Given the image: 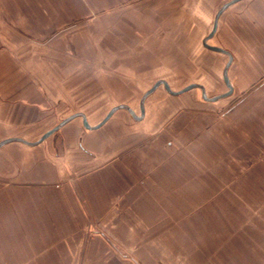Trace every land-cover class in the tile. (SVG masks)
<instances>
[{"label": "crops", "instance_id": "obj_1", "mask_svg": "<svg viewBox=\"0 0 264 264\" xmlns=\"http://www.w3.org/2000/svg\"><path fill=\"white\" fill-rule=\"evenodd\" d=\"M139 1L0 0V141H36L58 124L38 139L21 130L53 96L45 69L60 62L35 47L54 52L52 36ZM245 13L227 47L239 97L227 110L180 107L151 132L109 124L114 114L86 130L73 118L42 141L63 149L0 147V264H264V48L259 57Z\"/></svg>", "mask_w": 264, "mask_h": 264}, {"label": "rangeland", "instance_id": "obj_2", "mask_svg": "<svg viewBox=\"0 0 264 264\" xmlns=\"http://www.w3.org/2000/svg\"><path fill=\"white\" fill-rule=\"evenodd\" d=\"M225 1L228 0H141L122 4L112 12L80 20L61 34L52 36L47 41L55 43L54 52H44L35 47V54L60 62L45 69L55 81L49 84L53 96L47 100L46 107L39 108V113L32 115L31 120L24 119L23 135L38 139L47 129L78 111L88 114L90 123L95 124L113 106L121 103L130 105L140 115V100L144 92L159 79H166L173 90L201 83L208 87V96L226 92L228 87L223 79V68L228 55L211 51L202 44V38L213 26L216 11ZM257 2L264 11V0ZM255 3L254 0H242L231 7L227 15L221 17L218 31L209 42L226 49L232 40L237 43L239 15L246 12V32L259 46L261 57L264 18L260 25L253 17L254 13H249L254 10ZM257 14L261 16L262 13L259 11ZM256 24L261 29L257 40L253 36ZM76 42L84 48L79 50ZM238 100V96L230 95L208 101L199 87L174 95L161 84L147 95L143 120L135 119L127 109L121 108L108 122H128L140 132L146 122L150 129L146 132H151L171 117L177 108L197 107L223 112ZM74 122L79 124V130H86L81 116L75 117L72 124ZM64 130L66 127L52 136V141L63 139ZM64 143L41 142L40 145L53 148L54 144L63 149ZM20 144L27 150L31 149L27 144ZM132 261L141 264L137 260Z\"/></svg>", "mask_w": 264, "mask_h": 264}, {"label": "water", "instance_id": "obj_3", "mask_svg": "<svg viewBox=\"0 0 264 264\" xmlns=\"http://www.w3.org/2000/svg\"><path fill=\"white\" fill-rule=\"evenodd\" d=\"M236 1H239V0H230L228 2H226L225 4H223V6L218 10L216 16H215V19H214V24H213V28L212 30L210 31V33L204 38L203 40V44L206 48L210 49V50H213V51H216V52H221V53H224V54H227L228 55V60L227 62L225 63V66L223 68V79H224V82L225 84L227 85L228 87V90L226 92H223V93H220V94H217V95H214V96H208L207 94V91H206V88L203 84L201 83H191L187 86H185L184 88L180 89V90H173L169 84V82L166 80V79H159L157 80L149 89H147L141 100H140V108H141V114H137L135 112V110L128 104L126 103H121L119 105H116V106H113L109 112L107 113V115L97 124V125H91L88 120H87V116L85 113L83 112H76L74 114H71L69 115L68 117H66L65 119H63L61 122H59L56 126H54L52 129L46 131L38 140L36 141H30V140H27V139H24V138H21V137H11V138H6L2 141H0V147L10 141H21L23 143H26V144H29V145H37L39 143H41L44 139H46L48 136H50L53 132L57 131L61 126H63L65 123L69 122L70 120H72L73 118L75 117H78V116H81L83 118V123H84V126L88 129H94V128H98L100 127L101 125H103L114 113L115 111H117L118 109H121V108H125L127 109L134 118L136 119H142L145 115V99L147 97V95L152 92L156 87H158L159 85L163 84L165 85L166 89L171 93V94H174V95H177V94H180V93H183V92H186L192 88H195V87H199L202 89V92H203V97L208 100V101H217L223 97H227L229 95L232 94L233 92V87H232V84L230 82V79H229V76H228V68H229V65L232 61V54L230 51H228L227 49L223 48V47H220L218 45H214V44H210L208 43V39H210L216 32L217 30V27H218V21H219V17H220V14L222 13V11L227 8L229 5L235 3Z\"/></svg>", "mask_w": 264, "mask_h": 264}, {"label": "bare ground", "instance_id": "obj_4", "mask_svg": "<svg viewBox=\"0 0 264 264\" xmlns=\"http://www.w3.org/2000/svg\"><path fill=\"white\" fill-rule=\"evenodd\" d=\"M211 78V77H210ZM209 81H211V79L209 80ZM146 102V101H145Z\"/></svg>", "mask_w": 264, "mask_h": 264}]
</instances>
